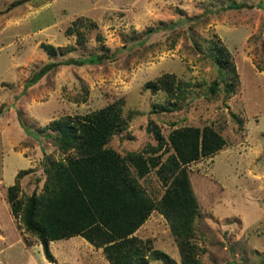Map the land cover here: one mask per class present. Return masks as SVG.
I'll return each instance as SVG.
<instances>
[{"label": "rangeland", "instance_id": "rangeland-1", "mask_svg": "<svg viewBox=\"0 0 264 264\" xmlns=\"http://www.w3.org/2000/svg\"><path fill=\"white\" fill-rule=\"evenodd\" d=\"M13 1L0 0V264H111L78 234L49 241L46 260L6 200L14 182L23 201L38 193L46 157L63 155L43 134L49 120L107 104L121 121L105 145L153 158L131 173L155 203L172 179V130L209 126L223 139L178 163L195 201L180 239L157 207L129 234L171 259L147 264H264V0ZM218 46L231 65L217 66Z\"/></svg>", "mask_w": 264, "mask_h": 264}, {"label": "trees", "instance_id": "trees-1", "mask_svg": "<svg viewBox=\"0 0 264 264\" xmlns=\"http://www.w3.org/2000/svg\"><path fill=\"white\" fill-rule=\"evenodd\" d=\"M18 2L15 0L10 5ZM235 4L231 2L229 6ZM149 29H145V33ZM44 47L47 52L53 51L50 44ZM217 51H221L215 61L217 66L231 65L227 50L218 46ZM104 56L106 54L97 53L84 58L69 57L67 62H96ZM54 63L42 64L23 82V87L33 83ZM145 85L154 88L155 82L147 80ZM215 85L213 80L210 89ZM120 121L112 104L83 114L52 118L46 125L50 131L43 134L51 138L63 155L46 157L41 190L31 192L23 201L16 197V182L7 186L6 200L11 213L18 218L22 230L36 238L46 260H53L49 241L75 234L100 246L111 264H147L149 258L171 260L164 251L129 235L154 207L170 219L177 241L181 230L188 229L195 201L185 172L178 163L214 151L223 143L222 137L209 126L201 130L193 126L172 130L168 138L175 153L171 160L174 166L167 172L172 179L165 184L162 196L155 203L131 173L133 170L137 176H142L155 164L153 158L146 159L134 151L120 155L105 145ZM20 125L36 134L22 122Z\"/></svg>", "mask_w": 264, "mask_h": 264}]
</instances>
